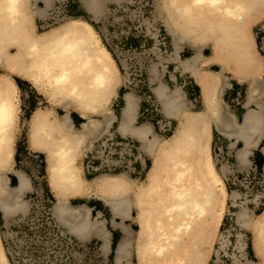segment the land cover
I'll return each instance as SVG.
<instances>
[{
	"label": "bare ground",
	"instance_id": "obj_1",
	"mask_svg": "<svg viewBox=\"0 0 264 264\" xmlns=\"http://www.w3.org/2000/svg\"><path fill=\"white\" fill-rule=\"evenodd\" d=\"M164 5L167 31L176 48L182 41L194 47V54L180 65L195 76L204 109L186 110L178 89L166 92L167 88L159 86L163 110L176 119V125L158 143L150 125L131 124L133 100L129 93L125 94L126 106L118 128L122 133L133 134L140 141V148L153 156L144 177L145 186L131 196L126 191L135 182L125 174H101L87 179L77 165L82 153L79 145L82 143V149H87L91 135L102 127L103 119L105 124L113 119L106 107L118 86L116 63L94 27L85 19L68 16L58 25L33 34L29 0H0V68L29 82L47 102L63 108L74 105L85 118L78 129L73 128L67 110L55 118L47 110L35 109L27 119V142L31 150L44 154L47 183L57 199L54 205L57 220L64 222L71 234L83 237L91 229L88 209L82 205L72 208L67 201L88 193L102 199L111 216L121 221L132 217L133 204L137 208L138 229L132 231L124 223L121 226L123 237L116 244L114 256L118 264L128 260L133 239L137 241L138 264H205L200 248L211 237L213 221L221 216L226 193L209 151L207 123L211 121L219 133L242 143L237 151L240 162L247 159L250 148L263 134L264 105L258 104L257 110L248 105L256 99L260 90L257 86H264V79L233 70L226 45L230 37L242 39L241 48L247 54L244 57L253 63L262 60L260 54L247 52L252 39L247 36V44L245 38L249 21L264 14V0H164ZM206 41L211 46L208 56L201 53ZM201 63H215L219 72L211 69L206 72L200 69ZM259 68L260 65L256 69ZM225 71H230L236 82L251 77L244 102L247 108L240 122H235L232 112L224 120L210 97ZM16 102V82L0 72V212L5 217L26 208L21 197L30 188L29 179L20 171L16 172L17 184L12 188L3 176L13 162ZM91 114L103 119L99 121ZM261 149L264 155V146ZM262 169L264 172V162ZM83 209L85 214L81 212ZM237 219L247 223L245 208L237 212ZM259 223L253 232L252 249L264 264V210ZM94 230L103 241L102 249L108 250V232L102 220H98ZM0 264H10L1 239Z\"/></svg>",
	"mask_w": 264,
	"mask_h": 264
},
{
	"label": "rangeland",
	"instance_id": "obj_2",
	"mask_svg": "<svg viewBox=\"0 0 264 264\" xmlns=\"http://www.w3.org/2000/svg\"><path fill=\"white\" fill-rule=\"evenodd\" d=\"M162 11L165 12L163 13ZM165 17L164 0H127L126 2L112 5L105 17L94 25L102 42L112 53L111 55L119 71L118 81H121L126 91L133 92L139 99H141L145 88L149 87L147 76L150 71L158 69V72L162 73V68L166 69L169 62L168 57L171 54L172 36L167 31ZM248 24L245 43L249 44L247 39V36H249L252 39V45H248L247 52L251 51L252 53L260 54L262 60L256 61V63L250 62L244 57L246 52L245 50L242 51L241 48L243 43L240 41L242 39L239 41L238 38L232 39L230 37L226 45L227 54L233 58L232 62L229 57L230 67L242 74L249 73L250 76H258L263 80L264 14L249 21ZM202 49L205 56L210 55L211 46L208 42L204 44ZM168 65L167 70L170 71L172 66L170 67L169 63ZM258 65H260V68L256 69ZM201 66V69H211L219 72V67L215 63H201ZM0 72L5 73L7 77H11L17 83L16 105L18 106V122L16 120L15 137L17 134V151L14 156V174L16 175V172L20 171L26 175L30 182V188L21 197V202L25 203L26 208L11 216L7 223L3 224L0 219V239L9 263L118 264L114 262V256L116 244L123 237L122 224L127 225L132 231L138 229L135 222L137 214L135 205L131 206L132 217L121 221L118 218H113L103 200L91 193L84 194L81 199H71L69 203L72 208H80L81 205L85 208H94L90 222L103 221L104 230L108 232L109 249H102L103 241L100 236L99 238L86 241L77 239L68 231L67 225L58 221L54 215V205L57 199L47 183L44 155L37 156L36 152L28 149L26 142L27 119L35 108L47 110L55 118L61 117L67 110L69 117L71 116L74 121V129L80 127L78 126V123H80V119L77 118L78 111L75 110L72 104H69L67 108H63L56 103L46 102L27 81H23L12 74H7L1 68ZM229 73L230 71L222 73V80L217 81L210 94L214 107L216 106L218 114H221L224 120L229 118L228 112L233 113V107H235L236 102L240 104L245 102L249 90L248 83L251 79L249 76L248 80L245 79L246 81L238 82V85H236ZM143 83L145 88H143ZM257 87L260 90L255 94L256 99L249 104V107L256 110L258 104L264 105V86L258 85ZM173 89L174 87L171 90ZM154 102L159 114V107L155 98ZM184 102L186 110L196 112L204 109L201 103H197L195 107H192L189 102ZM158 114L155 115L153 113L147 117L149 122L153 121L155 123L152 134L157 137L159 143L172 133L176 121L166 117H159ZM89 116L99 121L103 119L98 115L91 114ZM160 119L164 123L170 122V128L166 127L163 129L161 126L163 122L156 124L155 121ZM142 121H145V118L139 117V123ZM240 121L241 119L239 121L235 120V122ZM207 125L210 130L208 138L209 151L216 171L224 182L226 193L223 197L224 206L221 216L213 221L210 228L211 237L200 248L202 250L201 256L205 258V264H263L260 257L252 249L253 232L259 228L260 215L264 210L263 162L260 164L256 161L253 162L250 157H247L244 162L238 161L236 151L242 148V143H238L234 148L230 147V144H235L233 140H231V143L230 140L222 137L211 121ZM211 128H213L215 137L212 140H210ZM104 129L106 128L101 127L97 132V136H102ZM109 131L114 132L113 128ZM92 135L87 147L92 141ZM260 138L263 139L261 145L264 146V127L263 134L258 139ZM135 144L140 146L137 141H135ZM83 145L82 143L79 145L82 153L80 159L77 160V165L80 168L81 158L84 154ZM143 156L147 158L145 172L141 176L125 175L135 182V185L126 191L131 196H133V192L138 193L139 189L145 186L144 177L153 161L152 155H146L143 152ZM8 171H5L3 176L7 177L8 186L12 188L17 184V179ZM115 174L120 173H112V175ZM95 176L85 175L84 177L93 179ZM241 207L245 208L248 213L249 220L247 223L237 219V212ZM67 220L71 221L70 218H66ZM112 233H116L114 249L110 248ZM131 242L130 256L128 260L121 264H138L136 255L137 241L133 239Z\"/></svg>",
	"mask_w": 264,
	"mask_h": 264
},
{
	"label": "crops",
	"instance_id": "obj_3",
	"mask_svg": "<svg viewBox=\"0 0 264 264\" xmlns=\"http://www.w3.org/2000/svg\"><path fill=\"white\" fill-rule=\"evenodd\" d=\"M96 1H94V0L93 1L92 0L91 1L90 0H82V2H81L79 0H70V2L68 4V8H67V14H68V16L85 19L86 21H88L94 27L95 23L100 22L105 17V14L107 13L108 9L112 5L119 4V3H122V2H126L127 0H98L97 2ZM50 3H51L50 0H29V12L32 15V23H33V24H31V31H32L33 34H35V33L37 34V33L41 32L40 31L41 30V27H40L41 20L43 18H45L46 13L48 11V8L50 6ZM97 3H98L99 6L98 5L96 6ZM94 5H95V7H94ZM96 7H98V8H96ZM94 29H95V27H94ZM173 41L174 40L172 38V42H171V52L172 53L170 54L169 62H168L170 64V67L172 66V69L170 71L167 70V68L169 67L168 63H167V66H166L167 68L166 69L162 68V73H159L158 69H156L155 71L152 69L150 71L149 75L147 76V81L149 83L151 94L155 98V101H156V103H157V105L159 107L158 116L159 117L161 116V117L170 118V119L176 121L175 118H172V117H169L168 115H166L165 111L163 110V105L161 103L163 99L158 96V92H157V89H158L159 86L163 85L162 87H165V89L167 88L165 90L166 92H168V90L171 91L172 87H174V89H178L179 92L183 96V100L189 102L192 107H195L197 105V103H201V105H203V101H202V98H201L200 87H199V85H198V83L196 81L195 76L189 70L187 71L186 69L181 67V65H182L181 61L186 59V58H188V57H190V56H192L194 54L192 52V50H194L193 45H191L192 43L187 42V41H182V42L178 43L179 48H176L175 41L174 42ZM10 50H12V48H10ZM203 52H204V50H202V55H204ZM110 53H111V51H110ZM178 62H180V63H178ZM201 67L202 66H200V69H201ZM208 70L209 69H207L206 72ZM118 73H119V71H118ZM23 81H25V80H23ZM234 83L236 85H238V82H236L235 80H234ZM34 89L46 101L45 96L43 94H41L36 88H34ZM126 93H129L131 95L130 96L131 99L133 100V114L134 115L132 114L133 115V117H132L133 120H131V124L135 125V126L137 124L150 125L151 131L154 130V124L155 123L153 121L149 122L147 115H146V120L142 121L141 123H139V113H140V111H141V109L143 107V104L141 103V99H139L133 92L126 91L125 87L123 86V84L121 83L120 80L118 81V86H117V90H116L115 96L110 100L109 104L106 107L108 113L111 112L113 114V119L111 118V121L109 123L110 125L107 124V122L105 124V119H103L102 127L107 128V130H110V129L113 128L114 133L117 134L118 136L132 138L135 141L139 142V144H140V141L133 134H131L130 132H124L125 133L124 134L118 128V123H119V121L122 118L123 109L126 106V100H125V94ZM246 108L247 107L244 105V103L240 104V103L236 102L235 107H233V114H234V116H235L237 121L242 119ZM35 109H39V108H35ZM70 118H71V116H70ZM77 118L80 119V121H79L80 123H78V126H80L83 123V121L85 120V118L81 117L79 113L77 114ZM17 122H18V120H17ZM71 123H72V126L75 125L72 118H71ZM97 132L92 135L93 138L98 134ZM222 137H225L226 140H230V141L233 140L232 137L230 138V137H227V136H224V135H222ZM213 138H215V137H214L213 128H211V138H210V140H212ZM262 141H263L262 138L258 139L256 145L254 147L250 148V153L248 154V157H250L253 162H255V161L259 162V164L261 162H264V155H263V152H262V149H261ZM26 142H27V140H26ZM231 143H232V141H231ZM238 143H241V142L240 141H235V144L234 145L230 144V147L234 148V147L237 146ZM27 145H28V149L31 150V148L29 147L28 142H27ZM16 146H17V134H16V137H15V144H14V156H15V153L17 151ZM31 151L36 152L37 156L38 155H44L40 151H36V150H31ZM237 151H236V157H237ZM143 152L146 155H148V153L146 151H143ZM14 156H13V162H12V165H13L12 169L10 171H8V173H12L13 176L15 177V179H17V176L14 174V167H15ZM237 160H238V158H237ZM83 163H84V160H83V156H82V158H81V169L83 171V174L87 175L84 172ZM82 197H83V195L79 196V197L70 198L68 200V205H70L69 201L71 199H81ZM86 209H88L87 210L88 214H89L88 220L90 222V218L92 216V211H93L94 208L86 207ZM17 212H19V211H16L15 213L11 214L8 217L3 216L1 214V212H0V214H1L0 219L2 220L3 224L7 223L8 220L11 218V216L16 214ZM81 212H83V214H85V210L84 209L81 210ZM99 212L101 213V211H99ZM91 223L92 222H90L91 229L88 231L90 233L85 232L83 237H78V236L73 235V234L72 235L75 236L77 239L83 240V241L99 238L98 231L94 230V225L96 223H92L93 226L91 225ZM115 236H116V233H112L111 234L110 248H112V242H115L114 241Z\"/></svg>",
	"mask_w": 264,
	"mask_h": 264
},
{
	"label": "built area",
	"instance_id": "obj_4",
	"mask_svg": "<svg viewBox=\"0 0 264 264\" xmlns=\"http://www.w3.org/2000/svg\"><path fill=\"white\" fill-rule=\"evenodd\" d=\"M50 2L45 18L41 20V29L57 25L68 17L67 8L70 0H50ZM143 88H145L144 83ZM141 103L143 107L139 117L146 120V115L158 114L149 87L142 92ZM155 122L156 124L163 122L161 125L163 129L170 128V122L164 123L161 119ZM142 151L132 138L118 136L109 130L104 131L102 136L98 135L93 138L87 149L84 150V172L87 175L96 176L112 173L141 176L147 168V159L143 156Z\"/></svg>",
	"mask_w": 264,
	"mask_h": 264
},
{
	"label": "trees",
	"instance_id": "obj_5",
	"mask_svg": "<svg viewBox=\"0 0 264 264\" xmlns=\"http://www.w3.org/2000/svg\"><path fill=\"white\" fill-rule=\"evenodd\" d=\"M257 167H258V164H257ZM115 247V242H112V249H114Z\"/></svg>",
	"mask_w": 264,
	"mask_h": 264
}]
</instances>
